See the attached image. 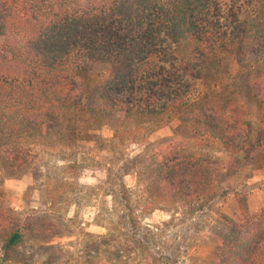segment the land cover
I'll return each instance as SVG.
<instances>
[{"label":"trees","instance_id":"obj_1","mask_svg":"<svg viewBox=\"0 0 264 264\" xmlns=\"http://www.w3.org/2000/svg\"><path fill=\"white\" fill-rule=\"evenodd\" d=\"M0 37V139L12 140L18 156L16 140L46 136L49 118L75 108L89 92L83 79L103 65L113 74L92 87L88 121L119 114L122 128L114 134L132 138L162 126L171 112L180 117L185 76L218 71L229 54L240 62L251 55L264 69V0H0ZM244 101L259 108L260 123L202 114L188 129L208 149L226 153V174L264 147V81L249 82ZM23 164L7 165L0 153L5 168ZM190 165L163 162L133 201L118 183L114 223L144 255L136 264L159 258L141 251L154 246L148 234L157 229L141 217L198 197L203 168ZM236 199L239 213L216 233L212 264H264V209L251 214L244 196ZM22 244L17 221L0 214V264H23Z\"/></svg>","mask_w":264,"mask_h":264},{"label":"rangeland","instance_id":"obj_2","mask_svg":"<svg viewBox=\"0 0 264 264\" xmlns=\"http://www.w3.org/2000/svg\"><path fill=\"white\" fill-rule=\"evenodd\" d=\"M222 65L218 71L185 76L187 106H181L180 117L169 113L162 126L143 138L116 136L113 129L122 128L119 114L88 121L92 87L113 74L103 65L83 79L89 92L81 94L75 108L49 118L51 130L46 136L16 140L18 156L9 148L12 140L0 139L7 165L24 161L16 171L0 165V214L11 216L21 228L23 244L17 250L21 263L142 261L144 255H139L126 228L114 223L120 212L118 183L133 201L169 160L183 167L191 162L194 169L201 166L203 187L189 204L166 203L141 217L142 222L157 226L148 234L154 246L141 251L147 256L155 251L156 264H162L163 256L169 257V264H212L216 233L226 230L228 220L239 213L237 196H244L251 214L264 209V147L226 174V153L208 149L188 130L202 114L231 123L240 119L260 123L259 108L254 103L247 108L244 93L249 82L264 81V69L251 55L240 62L229 54Z\"/></svg>","mask_w":264,"mask_h":264},{"label":"clouds","instance_id":"obj_3","mask_svg":"<svg viewBox=\"0 0 264 264\" xmlns=\"http://www.w3.org/2000/svg\"><path fill=\"white\" fill-rule=\"evenodd\" d=\"M97 231H102V229H96Z\"/></svg>","mask_w":264,"mask_h":264}]
</instances>
